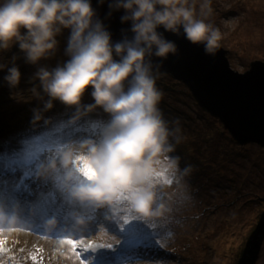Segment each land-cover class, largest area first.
Returning <instances> with one entry per match:
<instances>
[{
	"label": "rangeland",
	"instance_id": "374dc122",
	"mask_svg": "<svg viewBox=\"0 0 264 264\" xmlns=\"http://www.w3.org/2000/svg\"><path fill=\"white\" fill-rule=\"evenodd\" d=\"M205 2L189 0V5L197 19H205L219 28L222 37L219 44L228 50L232 68L244 72L252 61H264V0H207L211 8L207 17L203 13L208 9L202 8ZM67 36L65 30L57 37V51L49 59L42 60L41 65L50 63L51 69L52 65L55 67L67 59L62 48ZM13 54L20 55L15 46L8 53H1L0 63H10ZM16 63L21 72L16 88L7 85L3 79L6 71H0V110H13V106H19L25 112L23 117L3 123L2 129L13 127L12 132L33 136L32 139L40 144L51 146V151L42 154L39 165L35 164L38 170L51 159L58 161L57 153L69 144L79 145L85 140L100 142L104 128L100 122L104 119L107 123L110 117L99 108L80 114L85 121L83 126L75 122L64 131L56 119L75 107L54 101L53 107L42 111L41 117L48 125L56 120V124L49 127L58 131L51 132L50 128L46 133L40 128L43 122L34 119L33 110H42L43 103L30 91L36 66L25 64L23 59ZM161 74L155 78V86L162 93L158 109L170 132L168 143L173 147V151L158 158L160 162L154 165L151 179L155 191L154 207L163 206L161 215L143 219L126 202H120L114 211L107 206L91 208L104 225L89 235L73 238L91 239L103 246L81 250V259L86 264H264V145L252 140H238L198 103L184 83H175V78L165 72ZM90 91L83 96L82 104L93 103ZM215 123L217 127L213 130L211 127ZM219 127L225 133L220 132ZM0 142L14 143V140L1 138ZM21 145L27 151L25 144ZM18 151L23 153L22 157L27 156L23 149ZM173 158H178L175 167L171 166ZM20 159L27 162L29 156ZM0 164L5 167L4 170L0 166V176L11 180H17L23 171L28 172L21 161L17 172L9 168V160L0 161ZM32 164L30 159L29 165ZM65 171L58 164L56 171L38 177L63 184L64 177L57 176H65ZM76 180L77 176H74L72 183ZM18 181L20 188L28 183L21 178ZM40 188L48 187L41 185ZM57 191L70 197L67 190L57 188ZM40 204V201L32 202L35 209ZM56 213L55 225H65L58 217L65 215L66 209L57 208ZM17 216L25 219L27 213ZM138 221L156 240L144 231L132 232ZM30 225L37 230L22 227L17 222L12 226H0L4 229L0 239L5 242L0 264H78L68 246L59 243L65 238L64 230H56L59 231L56 235L53 231L42 232L39 226L47 225L45 220H34ZM65 235L70 234L65 232ZM109 251L116 257L113 260L116 263L110 259Z\"/></svg>",
	"mask_w": 264,
	"mask_h": 264
},
{
	"label": "clouds",
	"instance_id": "9594fccd",
	"mask_svg": "<svg viewBox=\"0 0 264 264\" xmlns=\"http://www.w3.org/2000/svg\"><path fill=\"white\" fill-rule=\"evenodd\" d=\"M104 3L97 0L98 7ZM107 7L108 17L122 11L120 23L129 25L115 42L92 0H0V52L15 46L20 53L13 54L10 63H0V71H6L3 79L7 85L16 88L21 80L16 61L23 59L36 66L30 91L43 103V109L33 110L35 120L41 119L42 111L50 110L54 101L75 107V118L97 108L110 117L99 143L85 140L67 145L57 153L58 161L51 159L41 165L38 176L56 171L59 164L66 170L63 185L72 200L114 211L123 195L128 207L147 220L160 216L163 208L154 207V165L163 153L173 151L168 143L169 129L158 109L162 93L155 86L151 57L163 60L177 52L165 32H182L184 39L202 45L210 56L221 46L222 37L219 28L196 18L189 0H108ZM202 8L208 9L203 13L207 17L211 12L207 0ZM65 30L67 59L51 69L41 65L55 54L57 37ZM89 89L93 103L84 105L82 98ZM177 162L178 158H173L171 166ZM74 176L82 177L83 182L72 183ZM47 217L46 227L52 229L57 217ZM16 220L0 211V226ZM77 223L84 222L78 219ZM69 228L60 224L53 233L58 229L65 233Z\"/></svg>",
	"mask_w": 264,
	"mask_h": 264
},
{
	"label": "water",
	"instance_id": "95a60500",
	"mask_svg": "<svg viewBox=\"0 0 264 264\" xmlns=\"http://www.w3.org/2000/svg\"><path fill=\"white\" fill-rule=\"evenodd\" d=\"M107 3L105 0L104 5L98 7L97 0H92L115 42L122 38V29H128L129 25L120 23L122 11L108 17ZM127 35L130 37L131 33ZM164 35L175 42L177 52L163 60L151 57L153 70L183 82L198 103L238 140L264 145V61L254 60L249 69L238 71L231 67L227 50L221 46L210 56L204 53L202 45L184 39L182 32L180 35L165 32Z\"/></svg>",
	"mask_w": 264,
	"mask_h": 264
},
{
	"label": "trees",
	"instance_id": "16d2710c",
	"mask_svg": "<svg viewBox=\"0 0 264 264\" xmlns=\"http://www.w3.org/2000/svg\"><path fill=\"white\" fill-rule=\"evenodd\" d=\"M65 46H66V43H63L62 48L65 49ZM1 53L2 52H0V56H1ZM7 53H8V51H7ZM7 56L8 55H6V57ZM1 57H0V60H1ZM46 66L49 67L50 63L46 64ZM52 67H53V65H52ZM153 75L156 78L158 75H162V74H161V72L153 71ZM166 76L169 77L168 75H166ZM176 80L177 79H174L175 83H177L179 81V80H177V81ZM12 109L13 110H7L6 108H4V109L0 110V117L2 118L0 120V139L1 138H6V139L12 138L14 140V143L0 142V161L4 162L5 160H9V168H13L16 172H17L18 162L21 161L23 163V165L25 167H27L26 170H28L27 173L23 171L22 173L19 174L21 179H24V180L28 179L31 183H34L35 182L34 178L36 175H38L37 173L39 171L35 167V164L37 163L39 165V161H40V157H41L42 153H44V152L46 153V151H51V146L48 144L42 145L39 143L38 140L27 137L23 134H20L19 132H12L13 127H10L9 130L2 129V126L4 125L3 123L13 121V120H15V118L23 117V114L25 112L24 109H22L19 106H17V107L13 106ZM80 114L78 115V118H75L76 117V109H73L71 111H67L65 113L58 115V117L56 119V120L60 121V125H58V126L61 128V130H64V131L66 130V128L68 126H70L71 124H74L75 122L78 123V126H83L85 124V121H82V117H80ZM56 120H54V122H51L50 125H48L49 123L44 121L43 117H41V119H39L38 122H43V124L41 125L40 128H43L44 130H46V133H49L48 131H50L52 129L49 126L55 125ZM105 124H106L105 120L104 119L101 120L100 125L105 126ZM78 126H77V129L79 128ZM216 127H217V124L215 123L212 125L211 128L214 130ZM219 129H220L219 130L220 132L225 133L221 127H219ZM52 131L56 132L58 130L56 128H54L51 130V132ZM210 131H211V129H210ZM19 140H21V143ZM22 141H24V142H22ZM21 144H25V146L27 147V151L22 147ZM4 146H5V149H4ZM19 149H23L25 155L29 156V159L27 162H24L20 159V158H25L27 156L22 157L23 153L21 151H18ZM7 153H10V154H7ZM30 157H32V158H30ZM30 159L33 162L32 166L29 165ZM0 166L4 167L3 164H0ZM3 169L5 170V167ZM57 177H59V176H57ZM82 179H83L82 177L77 176L76 181L81 182V181H83ZM46 186L52 187V186H49L47 184H46ZM57 188L66 190V188L64 187L63 184H57L56 183L53 186V188L48 191V194L46 196L49 201H55L56 195L62 196V194H60V192L57 191ZM77 204H78V207L80 208V210L82 211V213H84V215H86L89 219L92 220L93 219V213H92L91 209L88 206H84L79 202H77ZM127 219H129V218H126L125 220H127ZM95 224H97V223H95ZM137 225L135 224L134 230L132 231L133 233L137 234L139 231H144V232H146L147 235H150L152 237L153 241L156 240V237L150 232V230L143 228V226L141 225V223L139 221L137 222ZM137 238H138V240L141 239L140 237H137ZM152 240H150V241H152Z\"/></svg>",
	"mask_w": 264,
	"mask_h": 264
},
{
	"label": "snow or ice",
	"instance_id": "6c2138e0",
	"mask_svg": "<svg viewBox=\"0 0 264 264\" xmlns=\"http://www.w3.org/2000/svg\"><path fill=\"white\" fill-rule=\"evenodd\" d=\"M169 183H171V181H169ZM120 202H126V197L122 195ZM3 231L4 229L0 227V232H3ZM4 243L5 242L2 239H0V253L5 251ZM59 243L68 246V249L71 251L72 256L75 258L78 264H86V262L81 259V256H80L81 250L86 251L88 249L96 247L97 245L103 246V243H97L94 240L86 239V238L77 239V238L65 237V238L60 239Z\"/></svg>",
	"mask_w": 264,
	"mask_h": 264
},
{
	"label": "bare ground",
	"instance_id": "6f19581e",
	"mask_svg": "<svg viewBox=\"0 0 264 264\" xmlns=\"http://www.w3.org/2000/svg\"><path fill=\"white\" fill-rule=\"evenodd\" d=\"M168 75H169V74H168ZM91 112H94V110L91 111ZM91 128H92V127L88 125V130H91ZM83 129H85V128H83ZM77 133H83V132H77ZM29 137H30V136H29ZM32 137H33V136H31V138H32ZM76 137H77V136H76ZM20 178H21V177H20ZM20 178H19V175H18V176H17V181H18ZM34 201H38V199H34ZM3 211H8L7 207L4 206V210H3ZM47 218H50V217L45 216V217H42L41 220H42V221L45 220V222H46V221L48 220ZM9 226H12V225H9Z\"/></svg>",
	"mask_w": 264,
	"mask_h": 264
}]
</instances>
